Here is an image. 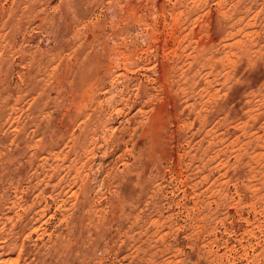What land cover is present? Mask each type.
Masks as SVG:
<instances>
[{
    "label": "rangeland",
    "instance_id": "1",
    "mask_svg": "<svg viewBox=\"0 0 264 264\" xmlns=\"http://www.w3.org/2000/svg\"><path fill=\"white\" fill-rule=\"evenodd\" d=\"M0 264H264V0H0Z\"/></svg>",
    "mask_w": 264,
    "mask_h": 264
}]
</instances>
